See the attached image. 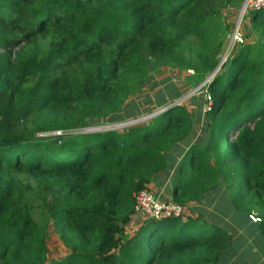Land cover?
<instances>
[{
	"label": "trees",
	"instance_id": "1",
	"mask_svg": "<svg viewBox=\"0 0 264 264\" xmlns=\"http://www.w3.org/2000/svg\"><path fill=\"white\" fill-rule=\"evenodd\" d=\"M241 2L0 0V264H264V10L207 84L200 134L181 106L72 133L137 117L165 69L206 80L232 29L223 11ZM171 171L172 201L197 210L129 238L135 196ZM50 227L61 261L47 259Z\"/></svg>",
	"mask_w": 264,
	"mask_h": 264
},
{
	"label": "rangeland",
	"instance_id": "2",
	"mask_svg": "<svg viewBox=\"0 0 264 264\" xmlns=\"http://www.w3.org/2000/svg\"><path fill=\"white\" fill-rule=\"evenodd\" d=\"M247 1L248 0H242L239 6L233 5L232 7L223 11V18L230 26H232V29L230 34H228L227 39L224 43L223 52L220 55V63L217 69L212 75L208 76L206 80H204L199 84H196V82L192 80V77L194 76V72L192 71L180 73L175 70L165 69L164 71L161 72L162 74L158 76L157 74H155L152 76L154 83L148 89H146L144 91V94H142L136 100V104L140 108L137 117L135 116V118L121 123L104 124L99 126H92L89 128H83L74 131L72 133L85 134V133H103L109 131H122L126 128L133 127L139 124H145L146 122L151 121L158 115L162 114L167 108L181 106V107H186L189 113L196 117L197 133L200 134V129L204 122L203 121L204 115L207 111H209L211 105L208 95L205 94L208 104L204 105L203 110L200 109L201 97H203L202 94L203 92H205L207 84L210 82V80H212L213 76L216 73H219L221 71L222 65L228 60L231 53H233L238 48L237 46L246 44L248 41L253 42V38L250 40V38L248 37V35L251 34V32L249 30L250 14L248 13V11L245 10ZM234 34H238L241 43L238 41L233 42L232 36H234ZM159 90L162 91V94L165 95L168 100L167 107H163V108L157 107L158 102L155 100L160 96V93H158ZM172 98L175 99L172 100ZM172 191L173 188L169 186L166 189V192L159 193V196L168 199L167 196H171ZM194 209L197 210L196 205L186 208L185 220H187V218L192 215ZM201 209L202 207H198V210ZM203 210L205 211L204 213L206 215V218L210 222H213L215 224L216 220L219 221V219L216 218L214 214L210 213L211 212L210 209L204 208ZM252 215L255 218H258L257 214L254 213ZM134 217L137 219L132 218L133 219L132 222L128 227H126V235H128L129 238H134L136 235H138L139 231L148 222H150L149 220H146L145 218H142L140 216L134 215ZM219 223L221 222L219 221ZM226 226L227 225L225 224L223 225L225 229ZM241 236L242 235L240 234V237ZM46 244L48 251L47 259L49 260V262L61 261L62 259L67 257L70 253L69 250L66 248V246L61 242L58 234L55 232V230L52 227H50L47 233ZM238 245H239V236H236L235 247H239Z\"/></svg>",
	"mask_w": 264,
	"mask_h": 264
},
{
	"label": "built area",
	"instance_id": "3",
	"mask_svg": "<svg viewBox=\"0 0 264 264\" xmlns=\"http://www.w3.org/2000/svg\"><path fill=\"white\" fill-rule=\"evenodd\" d=\"M246 11L264 10V0H248L245 7ZM233 42H240L238 34H234ZM135 215L149 221H161L167 219L185 220L186 208L174 203L171 199L162 198L151 193L148 189L139 192L136 196ZM253 222H260L259 218L250 216Z\"/></svg>",
	"mask_w": 264,
	"mask_h": 264
},
{
	"label": "crops",
	"instance_id": "4",
	"mask_svg": "<svg viewBox=\"0 0 264 264\" xmlns=\"http://www.w3.org/2000/svg\"><path fill=\"white\" fill-rule=\"evenodd\" d=\"M173 175H174V171L173 172L171 171L170 174H167V173L166 174H164V173L159 174L157 179L155 180V182L150 184V186L148 187V190L151 191L153 194L159 196V193L166 192V189L169 186H171L173 188V186H172ZM167 198L171 199V196H167ZM133 218L137 219L135 217H133ZM221 224H224V223L222 222Z\"/></svg>",
	"mask_w": 264,
	"mask_h": 264
}]
</instances>
